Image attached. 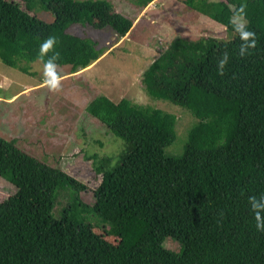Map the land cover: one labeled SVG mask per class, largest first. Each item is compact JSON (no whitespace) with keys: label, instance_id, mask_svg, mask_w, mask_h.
Masks as SVG:
<instances>
[{"label":"trees","instance_id":"1","mask_svg":"<svg viewBox=\"0 0 264 264\" xmlns=\"http://www.w3.org/2000/svg\"><path fill=\"white\" fill-rule=\"evenodd\" d=\"M154 0H134L143 10ZM224 27L230 38L175 37L141 73L148 98L185 109L195 122L179 156L173 114L126 98L97 95L85 112L123 141L95 163L100 181L91 207L75 203L54 214L56 192L84 184L0 137V175L16 192L0 203V264H264L249 197L264 195V0H185ZM244 5L256 47L241 57L231 19ZM49 10L46 23L30 11ZM134 21L104 0H0V61L34 76L41 43L56 38L58 66L84 70L104 54L95 42L67 33L72 24L110 28L124 38ZM229 60L224 74L218 62ZM53 52H49L51 56ZM47 59V57H45ZM91 211L97 223L85 222ZM103 224L99 227L98 224ZM98 226L116 239L96 234ZM178 245V252L164 246Z\"/></svg>","mask_w":264,"mask_h":264},{"label":"rangeland","instance_id":"2","mask_svg":"<svg viewBox=\"0 0 264 264\" xmlns=\"http://www.w3.org/2000/svg\"><path fill=\"white\" fill-rule=\"evenodd\" d=\"M114 11L134 21L124 38H117L110 28L95 29L88 24H72L67 33L96 43L104 54L84 70L71 73L69 66H58L61 90L52 92L44 84L43 65L30 64L34 76H27L0 61V137L15 140L16 146L46 164L64 171L86 186L77 195L71 188L56 192L54 214L79 202L91 207L92 191L100 181L95 163L116 155L123 141L85 112L86 104L97 95L117 102L126 98L173 114L176 118L175 140L165 149L179 156L187 133L195 120L185 109L163 101H153L144 92L141 73L175 37L190 40L204 37L230 38L224 27L190 9L185 0H154L138 10L134 0H104ZM218 1V0H208ZM38 19L51 23L53 14L40 6L30 11ZM16 192L7 175H0V203ZM79 201V202H78ZM85 222L97 223L89 210L81 213ZM102 227L103 224H98ZM96 234L116 243L105 230L95 226ZM164 246L178 252V245L166 240Z\"/></svg>","mask_w":264,"mask_h":264},{"label":"clouds","instance_id":"3","mask_svg":"<svg viewBox=\"0 0 264 264\" xmlns=\"http://www.w3.org/2000/svg\"><path fill=\"white\" fill-rule=\"evenodd\" d=\"M244 9L245 6L241 5L230 21L233 26V30L239 35L241 40L239 49L241 57L250 55L251 53L249 50L254 49L257 43L255 32L249 31L246 28L247 21L244 19ZM56 43V38L54 36H49L41 43L38 56V59L43 62L44 84L52 92H59L61 90L62 81V77L58 72L57 64L59 53L53 51ZM49 52H53V54L48 56ZM45 57H47V59H45ZM228 60V53L225 52L218 62L219 75L224 74V68L228 63ZM249 204L250 210L256 222L255 226L257 231L264 232V195L259 198L255 196L249 197Z\"/></svg>","mask_w":264,"mask_h":264}]
</instances>
